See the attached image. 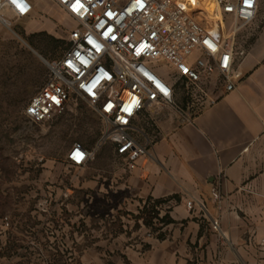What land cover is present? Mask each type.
<instances>
[{
	"label": "crops",
	"instance_id": "crops-1",
	"mask_svg": "<svg viewBox=\"0 0 264 264\" xmlns=\"http://www.w3.org/2000/svg\"><path fill=\"white\" fill-rule=\"evenodd\" d=\"M261 8L259 0L252 24L257 33L242 28L237 35V48L245 53L235 61L242 74L236 87L227 91L211 83L215 89L195 112L182 107L177 88L175 105L142 112L135 124L149 152L134 169L118 157L112 174L93 160L80 173L49 172L55 186L48 190V203L34 208L54 230L37 237L39 220L32 239H58L67 251L62 258L72 264H264ZM78 191L86 193L84 199L75 198ZM110 215L112 220L106 219ZM110 224L116 226L113 256L106 257L104 245H83L94 231L106 242Z\"/></svg>",
	"mask_w": 264,
	"mask_h": 264
},
{
	"label": "built area",
	"instance_id": "built-area-1",
	"mask_svg": "<svg viewBox=\"0 0 264 264\" xmlns=\"http://www.w3.org/2000/svg\"><path fill=\"white\" fill-rule=\"evenodd\" d=\"M53 1L76 24L69 31L68 48L47 62L49 77L25 115L43 123L60 115L74 96L85 99L105 125L97 147L112 143L129 169L149 152L135 124L142 112L175 105L181 83L204 95L214 73L218 88L236 87L242 74L234 65L243 54L237 35L255 22L259 10V0ZM34 10L33 0H0V21L8 25L10 14L24 19ZM225 15L234 17L230 30ZM96 150L76 142L67 159L81 167L95 158ZM187 205L193 209L195 201ZM214 225L218 228L217 221Z\"/></svg>",
	"mask_w": 264,
	"mask_h": 264
},
{
	"label": "rangeland",
	"instance_id": "rangeland-1",
	"mask_svg": "<svg viewBox=\"0 0 264 264\" xmlns=\"http://www.w3.org/2000/svg\"><path fill=\"white\" fill-rule=\"evenodd\" d=\"M33 1L35 10L31 17L18 19L10 14L12 19L8 25L0 21V264H72L62 258L61 251L66 249L56 243L58 239H32L39 220L41 227L35 228L36 235L39 232L37 237L47 238L54 230L52 225H43L48 217L39 214L34 206L48 203V190L55 186L49 172L76 174L82 171L66 157L74 143L97 148L93 162L106 174L116 171L118 156L112 143L97 147L105 125L85 99L74 96L60 115L43 123H33L25 115L31 98L49 77L47 62L60 57L68 48L69 31L76 24L55 1ZM260 7L264 13V0H260ZM234 24L233 16H224L226 30L232 29ZM252 24L243 27L245 33H257L258 29H252ZM239 52L245 53L241 49ZM165 70L172 72L167 64ZM211 79L216 86L218 74L214 73ZM214 87H206L204 95L185 85L179 87L184 98L182 107L197 111V107L210 98ZM73 183L80 186L77 180ZM42 189L46 192L39 195ZM85 194L78 191L74 195L78 200L84 199ZM106 219L112 220V215ZM106 229L109 231L104 234L106 242L97 239L94 231L95 237L83 239V245L94 248L104 245L109 257L116 249L114 236H111L116 226L110 224Z\"/></svg>",
	"mask_w": 264,
	"mask_h": 264
},
{
	"label": "trees",
	"instance_id": "trees-1",
	"mask_svg": "<svg viewBox=\"0 0 264 264\" xmlns=\"http://www.w3.org/2000/svg\"><path fill=\"white\" fill-rule=\"evenodd\" d=\"M184 85H185L187 88H188V87H191V88L194 89V87H192V86H187L185 83H181V84H179V85H178V88L181 87V86H184ZM188 89H190V88H188ZM187 91H189V90H187ZM199 92H201V91H199ZM87 148H88V147H87ZM1 196H2V194H1V189H0V197H1ZM165 219H166V222H168V223L173 222V220H172L170 217H166Z\"/></svg>",
	"mask_w": 264,
	"mask_h": 264
},
{
	"label": "bare ground",
	"instance_id": "bare-ground-1",
	"mask_svg": "<svg viewBox=\"0 0 264 264\" xmlns=\"http://www.w3.org/2000/svg\"><path fill=\"white\" fill-rule=\"evenodd\" d=\"M212 9H213V6L209 8V10H210V13H211Z\"/></svg>",
	"mask_w": 264,
	"mask_h": 264
}]
</instances>
